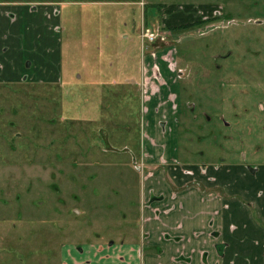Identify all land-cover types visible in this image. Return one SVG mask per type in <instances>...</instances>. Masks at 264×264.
<instances>
[{
	"label": "rangeland",
	"instance_id": "1",
	"mask_svg": "<svg viewBox=\"0 0 264 264\" xmlns=\"http://www.w3.org/2000/svg\"><path fill=\"white\" fill-rule=\"evenodd\" d=\"M142 1L99 7L101 14L94 6L64 11L80 27L112 21L130 37L102 42L100 52L71 41L63 86L0 82V264H118L128 244L119 254L111 243L144 241L147 100L140 72L121 54L129 48L139 58L141 45L143 56L160 55L151 68L157 65L162 79L147 72L149 85L157 86L150 98L173 72L161 50L175 56L181 164H264V0ZM204 4L221 12L183 22L204 21L188 28L167 20L170 6ZM147 30L165 40L147 43ZM64 35L78 39L77 31ZM78 73L83 78L69 86ZM89 250L99 253L90 257ZM159 251L143 246L141 263Z\"/></svg>",
	"mask_w": 264,
	"mask_h": 264
},
{
	"label": "crops",
	"instance_id": "2",
	"mask_svg": "<svg viewBox=\"0 0 264 264\" xmlns=\"http://www.w3.org/2000/svg\"><path fill=\"white\" fill-rule=\"evenodd\" d=\"M31 1L34 0L0 2V82L19 85L29 80L63 86L64 47L71 41L77 48L95 47L100 52V43L112 39L120 42L130 37L117 30L112 21H106L105 26L100 22L98 29L85 23L80 27L66 17L64 11L69 14L75 7L86 10L94 6L100 13L103 10L99 7L106 5L123 9L126 3L145 4L142 0ZM59 8L61 10H55ZM104 12L103 16H112V12ZM168 12L170 24L183 25L197 15H215L221 9L204 4L184 8L170 6ZM87 29L94 32L90 40H85L89 35ZM71 31H77L78 39L64 35ZM129 42L134 43L131 48H137L134 40ZM141 47L142 58L130 52V48L121 54L128 56V63L131 60L143 78L144 73L150 71L153 58L149 53L143 56ZM166 73L168 84L157 96L148 98L142 112L146 119L141 148L147 189L144 241L111 243L117 253L128 244L125 256L116 259L118 264H132L128 259L142 264L143 246L160 250L148 255L149 264H264V164L254 168L224 160L217 164H181L176 89L172 82L175 72L167 70ZM70 78L69 86L83 76L78 73L77 77ZM89 251L90 257L99 253ZM73 262L78 263L74 259ZM90 262L95 261L89 260L87 264Z\"/></svg>",
	"mask_w": 264,
	"mask_h": 264
},
{
	"label": "built area",
	"instance_id": "3",
	"mask_svg": "<svg viewBox=\"0 0 264 264\" xmlns=\"http://www.w3.org/2000/svg\"><path fill=\"white\" fill-rule=\"evenodd\" d=\"M143 37H144V39H146L147 43L152 44V45L158 43L160 40L161 41L165 40L163 35H161L160 33H155V32H153L151 30H147L146 33L143 35ZM161 51H164L163 52L164 55L162 54L163 56H167L168 64L170 65V67L173 70V72H175V73L178 72L177 61L175 59V56L173 55V52L171 50H168V49H163ZM149 53H150L151 57L153 58V60L154 59H159V57H160L159 53L156 50H152ZM164 59L166 60L165 57H164ZM147 72L148 71H146L144 73V76L142 78L143 82L141 84L142 93H143V97H144L145 102L150 97L151 90H157L156 83L153 86L149 85V81H148V77L149 76H148ZM151 75L156 80H161L162 79L161 70H160V68L157 65H155L153 68H151Z\"/></svg>",
	"mask_w": 264,
	"mask_h": 264
},
{
	"label": "trees",
	"instance_id": "4",
	"mask_svg": "<svg viewBox=\"0 0 264 264\" xmlns=\"http://www.w3.org/2000/svg\"><path fill=\"white\" fill-rule=\"evenodd\" d=\"M203 22H204L203 20H198V21H195V22L187 23L186 25H181V28L193 27L194 25L200 24V23H203Z\"/></svg>",
	"mask_w": 264,
	"mask_h": 264
}]
</instances>
